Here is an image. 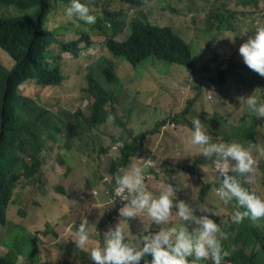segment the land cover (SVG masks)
<instances>
[{
    "label": "rangeland",
    "instance_id": "374dc122",
    "mask_svg": "<svg viewBox=\"0 0 264 264\" xmlns=\"http://www.w3.org/2000/svg\"><path fill=\"white\" fill-rule=\"evenodd\" d=\"M247 1L150 0L142 7L133 5L132 0H80L89 8L90 14L96 17L95 24L91 25L76 16L69 18L63 7L54 8L53 17L50 14L47 21H43V27L59 31V41L80 39V47L83 48L87 45L83 34H87L92 43L86 54L66 60V78L72 84L76 82L84 86L88 74H95L98 81L113 94V108L123 123L117 124L114 119H110L95 129L98 144L105 150L109 162L100 161L103 153L101 150L85 152L78 158L70 152L60 151L57 144L50 143L51 149H46L42 155L45 168L50 167L53 176L50 181L45 179L44 183L30 186L25 196L27 206L22 207L24 212L19 207L11 210L8 224L0 229V255H13L21 264H58L61 258L65 264H93L88 249L93 245H101L100 237L104 241L101 232L104 234L109 226L114 228L117 224L107 218L102 229L98 228L105 216L111 214L105 193L101 191L113 182V175L108 170L110 161L119 159L126 137L135 138L168 120L173 125L157 138L153 137L155 134L149 135L151 139L148 145L141 148L142 155L134 159L143 164L147 158L152 157L153 165L147 168L152 178L145 181L147 186L152 182L148 186L149 191L155 195L161 185L172 184L177 189V200H183L193 208L197 204L207 205L215 214L209 213L210 218L222 227L228 223L227 218H232V201L225 203L217 195L219 187L213 183L221 177L215 168L214 157L209 159L200 155L202 146L191 145L189 140L193 131L192 118L198 117L206 134L211 137V142H224L222 137L229 140L225 143L234 142L232 136L237 133L236 124L245 118L247 112H251L246 102H240L238 98L253 94L260 103H264L258 95L259 91L255 93L246 87L244 72L237 65L244 63L238 51L240 45L253 34L257 21L264 22V11L261 9L264 0H258V5ZM104 10L118 13V20L126 25L140 18L159 26H171L189 44L193 62L200 68L195 73L190 66L169 63L154 56L134 67L124 57H114L104 46L105 35L96 28L97 20L103 18ZM21 14L13 6L0 4V16ZM221 20L229 21L235 29H218ZM102 23L111 26L110 22ZM236 46L238 49L230 59ZM52 51L59 53V46L53 45ZM0 56L9 58L5 64L7 68L13 65V60L6 52L0 50ZM228 60L236 65H222ZM206 63H210L216 70L217 65L228 68L230 74H226L227 82L214 83L217 73L204 71L202 66ZM110 65L114 66L115 75V80L111 81L104 74L105 68ZM190 100H193L191 109L183 116ZM93 102V98L84 94V105ZM51 107L55 110L81 109L67 101ZM174 116H181L185 123L177 124ZM218 116H222L225 123H216ZM212 129L218 131L219 136H215ZM257 139L264 149V119L263 126L257 131ZM235 142L241 143L239 140ZM114 145L118 146V150H112ZM252 155L256 160L254 167H259L262 175L264 156L258 153ZM188 164L192 165V172L185 168ZM35 173L36 168L28 169V176L33 177ZM169 175H173L172 178ZM105 176L109 177L108 183L103 182ZM262 187L264 194V182ZM92 189H99L100 193L94 197ZM175 213L174 208L171 222L163 225L152 223L143 213L137 218L122 221V224L129 238L139 241L143 235L155 233L160 228L179 227L183 224ZM83 218L88 219L92 236L89 244L79 249L73 239ZM257 225L264 237V218L258 220ZM186 226L189 231L192 230L193 225ZM199 264H212V261L209 258ZM222 264L232 263L225 258Z\"/></svg>",
    "mask_w": 264,
    "mask_h": 264
},
{
    "label": "trees",
    "instance_id": "16d2710c",
    "mask_svg": "<svg viewBox=\"0 0 264 264\" xmlns=\"http://www.w3.org/2000/svg\"><path fill=\"white\" fill-rule=\"evenodd\" d=\"M148 1L150 0H132V4L145 7ZM70 3L71 0H0V4L13 6L22 12L18 16H0V50L6 52L14 62L7 68L5 64L9 58L0 56V229L8 224L12 209L19 207L20 211L24 212L22 207L27 206L25 196L30 186L48 180L52 171L43 170L42 154L46 149H51L50 143L57 144L60 151L70 152L78 158L85 152L94 153L101 150L103 153L100 155V161L109 162L104 154L105 150L98 144L95 129L110 119H114L117 124L123 123L113 108V94L98 81L95 74H88L84 86L76 82L72 84L66 78L64 66L66 60L72 56L79 58L86 54L88 47L92 45L88 35L83 34L87 45L81 48L80 39L70 42L59 41V31L43 27V21L46 22L50 14L53 17L54 8L67 9ZM247 3L258 5V0H248ZM261 9L264 11V7ZM118 16L116 12L104 10L103 18H98L96 27L105 35L104 46L114 57H124L134 67L146 58L154 56L169 63L190 66L195 73L200 68L193 62L189 44L171 26H159L140 18L126 25L118 20ZM102 21L110 22L111 26ZM226 28L235 29L229 21L221 20L218 29ZM123 36L125 38L121 39ZM53 45L59 46V53L52 51ZM237 49L238 46L229 56L230 59ZM224 64L232 67L236 65L230 60L222 63ZM237 65L244 72L246 87L255 93L259 91L258 95L264 101V77L249 69L245 63ZM203 67L204 71L217 73L214 83L227 82L228 68L217 65L216 70L210 63ZM113 69L114 66L110 65L104 70L109 81L115 80ZM84 94L94 99L93 104H83ZM64 101L72 102L81 109L55 110L51 107ZM192 104L193 100L188 101L183 116L189 113ZM255 116L252 112H247L245 118L236 124L237 133L232 139L239 140L244 146L254 145L252 154L261 155L257 150L262 149L258 144L257 131L263 126L264 118L256 119ZM174 120L177 124L185 123L182 122L181 116H174ZM215 122L225 123L222 116H218ZM161 124L153 130L125 141L122 157L110 161L108 170L113 177L118 168L127 167L142 154L141 148L148 145L151 139L149 135L158 136ZM212 133L219 136L218 131L214 129ZM222 138L224 143L229 141L225 137ZM30 167L36 168L33 177L27 174ZM185 168L192 172V165L188 164ZM255 169L256 182L243 186L264 199L262 187L264 172L261 175L260 168ZM230 174L237 175L231 170ZM172 176L169 175L170 178ZM104 178L106 183L110 181L108 176ZM237 178L244 180L241 176ZM221 179L222 177L213 184L220 187ZM151 184L152 182L148 186ZM111 185H115L114 179ZM230 206L233 213L238 207L237 201L233 199ZM240 210L244 211L242 208ZM227 219L225 230L229 236L222 241V245L225 250L231 252V255L226 259L232 264H264V237L257 221L253 222L246 218L242 223L235 224L230 217ZM151 258L147 255L144 259L150 261ZM144 259L140 264H144ZM0 264L21 263L13 255L6 253L0 255ZM58 264H65L62 258Z\"/></svg>",
    "mask_w": 264,
    "mask_h": 264
},
{
    "label": "clouds",
    "instance_id": "9594fccd",
    "mask_svg": "<svg viewBox=\"0 0 264 264\" xmlns=\"http://www.w3.org/2000/svg\"><path fill=\"white\" fill-rule=\"evenodd\" d=\"M66 15L69 18L76 16L90 25L96 22V17L90 14L89 8L80 0H71ZM252 32L246 42L240 45L239 55L249 69L264 77V22L257 21ZM238 99L240 102H246L249 110L258 118H264V103H260L253 94ZM191 122L193 131L189 143L202 146L200 155L209 159L214 157L215 168L222 177L220 187L216 190L219 199L225 203L233 199L237 201L238 207L232 213V223H242L246 218L253 222L264 218V199L243 186L256 182V160L252 155L255 146L245 147L235 141L213 143L198 117H193ZM162 124L158 136L153 137L164 134L173 122L168 120ZM126 140H130V136L125 138L123 147ZM111 148L118 150L117 145ZM258 150L264 155V149ZM149 161L152 163L149 164ZM230 162L231 172L237 175L230 174ZM152 165V157H149L143 164L133 161L125 168H118L113 177L115 185L110 184L101 190L105 193L111 214L105 216L98 228L102 229L107 218L117 224L114 228L109 226L104 234L101 232V236L104 235V241L100 237L101 245H93L88 249L90 260L93 264H140L142 259L150 255L151 260L144 259V264H199L209 258L212 264H222V261L231 255L222 245V241L229 236L225 230L227 225L222 227L210 218L209 213L215 214L207 205L197 204L193 208L185 201L177 200V189L172 184L161 185L158 194L154 195L145 183L152 177L147 169ZM48 168L50 171V167ZM43 170L46 171L45 164ZM52 176L53 173L50 174L49 181ZM238 176L244 177V180L241 181ZM103 182L106 183V178ZM99 193V189L91 191L94 197ZM174 208L176 216L184 222L179 227L160 228L155 233L143 235L139 241L129 238L126 234L122 221L137 218L143 213L152 223L163 225L171 222ZM241 208L244 211H241ZM197 212L200 215H196ZM186 224L193 225L191 231ZM91 236L88 219H81L73 239L76 247L84 249Z\"/></svg>",
    "mask_w": 264,
    "mask_h": 264
},
{
    "label": "crops",
    "instance_id": "0c3cea01",
    "mask_svg": "<svg viewBox=\"0 0 264 264\" xmlns=\"http://www.w3.org/2000/svg\"><path fill=\"white\" fill-rule=\"evenodd\" d=\"M46 171H49V168H46Z\"/></svg>",
    "mask_w": 264,
    "mask_h": 264
},
{
    "label": "built area",
    "instance_id": "2783aa9c",
    "mask_svg": "<svg viewBox=\"0 0 264 264\" xmlns=\"http://www.w3.org/2000/svg\"><path fill=\"white\" fill-rule=\"evenodd\" d=\"M148 163H149V164H151L152 162H151V161H149Z\"/></svg>",
    "mask_w": 264,
    "mask_h": 264
},
{
    "label": "water",
    "instance_id": "95a60500",
    "mask_svg": "<svg viewBox=\"0 0 264 264\" xmlns=\"http://www.w3.org/2000/svg\"><path fill=\"white\" fill-rule=\"evenodd\" d=\"M38 21H39V19H38Z\"/></svg>",
    "mask_w": 264,
    "mask_h": 264
}]
</instances>
